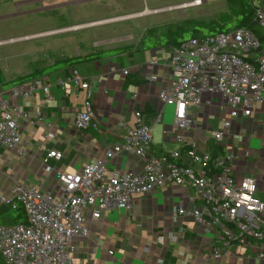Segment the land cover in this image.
Here are the masks:
<instances>
[{
  "label": "built area",
  "instance_id": "1",
  "mask_svg": "<svg viewBox=\"0 0 264 264\" xmlns=\"http://www.w3.org/2000/svg\"><path fill=\"white\" fill-rule=\"evenodd\" d=\"M204 0L176 2L154 9L152 14L197 7ZM254 21L260 27L256 33L240 26L209 35H195L172 48L170 56L171 77L159 98L171 106L173 124L164 129V137L171 134L179 146L158 153L153 148V130L163 122V109L151 121L141 109L134 112L133 125L123 126L117 133L118 141L80 171H59L61 195L43 188V183L29 185L15 182L8 193L0 188V207L23 204L28 222L0 225V253L5 264H88L75 259L73 239L88 237L90 228L85 223V213L92 210V217L99 219L112 209H132V198L137 194H150L165 185H180L193 190L192 202L202 201V206L187 208L179 205L173 219L190 215L202 223L206 231L218 227L223 246H213L208 257L220 259L230 252L233 241L248 242L250 237L261 240L257 257L264 259V199L258 196L257 180L253 176L238 178L233 164L239 156L232 149H225L235 120L252 116L257 105H264V0H250ZM142 12L81 23L74 26L89 27L105 20L119 21L137 17ZM104 23V22H102ZM62 27L0 40L4 43L25 41L32 38L66 31ZM79 29V28H77ZM126 73L128 71H125ZM155 79L156 76L151 77ZM86 90L83 108L75 118L78 129H88L96 118L91 82L78 72L61 81ZM43 93V106L51 99L50 85L44 76L15 84L0 91V146L18 148L24 154L22 121L28 117L23 100L38 91ZM205 93L211 97H204ZM217 93L221 94L222 125L206 132L204 140L223 146L222 153L201 149L198 131L199 113L203 107L214 105ZM40 124L45 122L44 110L37 111ZM45 137H56L52 124H46ZM193 130V135L187 134ZM123 152L144 159L139 172L114 168L107 174L108 164ZM63 153L50 150V158L60 159ZM48 168L47 170H49ZM164 243V237L158 239ZM112 254L113 251H110Z\"/></svg>",
  "mask_w": 264,
  "mask_h": 264
},
{
  "label": "crops",
  "instance_id": "2",
  "mask_svg": "<svg viewBox=\"0 0 264 264\" xmlns=\"http://www.w3.org/2000/svg\"><path fill=\"white\" fill-rule=\"evenodd\" d=\"M1 1L2 4L12 3V0ZM80 1L83 0L70 3ZM121 6L131 10L126 13L145 9L135 10V7H128L129 3L124 2ZM152 15L60 32L78 33L125 22V25L109 29L107 36L103 31L100 34L89 31L84 32L83 36H76L79 40L77 47L45 67L66 57L85 56L125 46L129 48L109 56L82 60L44 76L45 82L50 85L51 99L43 106V93L39 90L23 100L24 110L28 113V117L22 121L21 147L24 154L18 148L0 146V186L3 189H10L15 182H22L29 185L43 183V188L55 190L59 187V171H80L97 158H104L106 150L118 141L119 130L125 125L134 124L135 110L141 109L148 121L161 109L165 116L167 106L159 98V93L170 84L169 63L174 45L142 48L140 41L144 34L152 27H159L143 21ZM134 20L140 22L134 23ZM75 72L91 82L96 118L88 129H78L75 125L76 115L86 99V90L75 87L69 81L61 84ZM153 75L155 79L151 78ZM16 77L4 78L8 81ZM6 88L9 87H4L0 82V91ZM41 109L45 113L43 125L37 117V111ZM205 110L206 107H203L200 113ZM213 118L210 116L208 127L203 129L200 137L203 149L212 152L215 148L212 144L215 143L211 140L205 143L207 139L204 135L216 128L217 122ZM235 121L232 125L235 131L233 140L231 142L230 137L227 140L229 149L239 156L233 164L234 172L238 178L253 176L258 184L257 194L264 199V105H257L252 116ZM47 123L52 124L56 135L54 139L45 137ZM178 146L172 137L161 143L153 140V148L158 153L171 151ZM54 149L63 153L60 159L48 156L49 151ZM144 166V159L123 152L108 164L107 174L114 168L139 172ZM193 194L190 188L172 184L150 194L134 195L130 210L112 209L99 219H94L92 210L88 209L85 223L90 233L88 237H74L75 259L88 264H264V259L257 257L262 241L252 237L246 243L233 241L227 255L209 260L213 246H223L219 228L213 227L206 231L203 224L190 215H179L176 220L172 216L174 209L181 204L187 208L202 206L201 200H190L189 196ZM160 237H164V243L158 241Z\"/></svg>",
  "mask_w": 264,
  "mask_h": 264
},
{
  "label": "rangeland",
  "instance_id": "3",
  "mask_svg": "<svg viewBox=\"0 0 264 264\" xmlns=\"http://www.w3.org/2000/svg\"><path fill=\"white\" fill-rule=\"evenodd\" d=\"M73 1L74 0H12V3H0V40L31 33H40L65 26L71 27L73 25L81 24L80 22H91L89 20L92 19V21H97L119 16L118 14H131L126 13L128 9L121 6L122 2L129 3L128 7L131 6L132 8L135 7V10H140L146 7L154 9L175 2L187 0H83L79 3H70ZM235 1L238 2L241 0ZM248 1L250 3V0ZM1 2H4V0ZM230 2V0H204V3L200 6L161 12L156 15L153 14L152 16L144 18L143 21L146 22L145 24H150L151 26L159 25L161 30L172 24H181L183 21L188 19L205 20L213 23L217 22L222 15L228 14V16H225L223 19L225 21L228 17H230L229 14H231L229 5ZM142 11L145 12L144 9ZM133 22L137 23L140 22V20H134ZM122 25H125V22L96 27L80 31L78 33L66 32L46 37L40 36L38 38H32L25 41L1 44L0 79L3 77L13 78L21 76L23 74L41 69L45 67V65L58 60L61 58L59 56H64V54L71 52L68 50L77 47L79 40L76 39V36H83L84 32L93 31L96 34H100L103 31L104 35L107 36L109 34V29H112L114 26L118 27ZM258 28L260 27L258 26ZM89 38L92 40V37ZM204 97H211V94L205 93ZM216 97L217 99L215 100L214 105L206 106L205 112L199 114V124L203 129H207L210 116H214L213 119L217 122L215 126L216 128H219L222 125L220 110L221 94L217 93ZM235 122L236 121H234L233 125ZM172 124V107L167 106L163 122L156 123L154 126V142L161 143L164 140L167 142L168 140H171V137L173 138V141H175V136L169 134L165 138L163 134L164 129L171 130ZM243 127L244 125L242 124V128ZM193 132L194 131L191 130V132L187 134V137L192 136ZM202 135L203 133L201 130L198 131V136ZM234 135L235 131L234 127H232L230 136L231 142ZM175 142L178 143L177 141ZM200 147L203 149L204 144L201 143ZM224 148L229 149V146L226 145ZM58 186L59 187L55 190H52V194L54 196L61 195L63 193L60 189L59 181ZM0 188L6 193L10 190L3 189L1 186Z\"/></svg>",
  "mask_w": 264,
  "mask_h": 264
},
{
  "label": "trees",
  "instance_id": "4",
  "mask_svg": "<svg viewBox=\"0 0 264 264\" xmlns=\"http://www.w3.org/2000/svg\"><path fill=\"white\" fill-rule=\"evenodd\" d=\"M230 1L231 2L229 3V5L231 14H229L230 17H228L225 21L223 19L225 16H228V14L222 15V17H220L217 22L213 23L207 22L205 20L188 19L183 21L181 24H172L162 30L159 27H152L141 38L140 44L142 48H153L170 44L176 46L195 35L203 36L215 34L240 26L248 27L254 32L258 33V25L254 21V9L252 5H250L249 1ZM128 48L129 46H125L121 48L96 51L85 56L66 57L51 65L27 73L25 75H21L12 80L6 81V79L3 77L0 79V81L2 82V85L4 87H11L15 84L25 82L36 77L48 75L54 71L66 68L79 61L109 56L113 53H117ZM212 146L216 148H213V153L215 154L222 153L224 151L223 146H220L218 144H212ZM27 222L28 216L23 204H18L16 207H13L11 204H5L0 207V225L19 224ZM0 264H5L1 253Z\"/></svg>",
  "mask_w": 264,
  "mask_h": 264
},
{
  "label": "bare ground",
  "instance_id": "5",
  "mask_svg": "<svg viewBox=\"0 0 264 264\" xmlns=\"http://www.w3.org/2000/svg\"><path fill=\"white\" fill-rule=\"evenodd\" d=\"M146 14H151V12L149 11V10H147V11H145V12H142L140 15H138V16H141V15H146ZM114 19H112V20H105V21H102V22H104V23H107V22H111V21H113ZM102 22H100V23H102ZM82 26H74V27H70V28H68V29H66V31H68V30H72V29H77V28H81ZM42 34H40V35H38V36H41Z\"/></svg>",
  "mask_w": 264,
  "mask_h": 264
}]
</instances>
